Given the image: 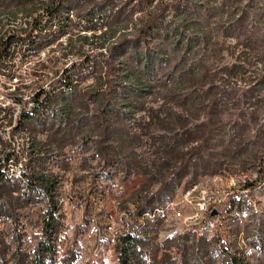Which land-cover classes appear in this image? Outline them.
I'll return each instance as SVG.
<instances>
[{"label":"trees","instance_id":"obj_1","mask_svg":"<svg viewBox=\"0 0 264 264\" xmlns=\"http://www.w3.org/2000/svg\"><path fill=\"white\" fill-rule=\"evenodd\" d=\"M30 1L0 0V20L37 14L0 35V76H17L12 50L19 43L47 57L35 108L17 126L27 137L20 178L6 173L19 165L16 153L0 151V264L77 260L60 248L62 178L75 157L76 171L93 169L87 175L95 197L143 179L129 229L115 236L119 264H264L262 221L248 225L254 236L246 250L196 227L159 240L163 214L182 187L248 165L264 179V0H140L129 7L103 0L81 12L75 0ZM74 17L84 36H74ZM61 43L63 55L75 57L57 69L59 60L46 51ZM244 197L229 205L230 215L242 213Z\"/></svg>","mask_w":264,"mask_h":264},{"label":"rangeland","instance_id":"obj_2","mask_svg":"<svg viewBox=\"0 0 264 264\" xmlns=\"http://www.w3.org/2000/svg\"><path fill=\"white\" fill-rule=\"evenodd\" d=\"M139 1L140 0H120V2L125 3L127 7L134 3H139ZM164 1L167 2L168 0ZM30 2L31 4L36 3L40 6L39 4H41L43 0H32ZM99 2H103V0H75L77 6H80L78 9L79 12L82 10L86 11L92 5H96ZM35 6L37 7V5ZM30 11H33V9L31 8ZM35 18H37V14H34L32 18L28 20L19 17L16 23L9 20L7 21V18L4 20L1 19L0 35L4 34L7 30H13L15 28V30L18 31L22 25L24 27L25 23L33 21ZM72 19L77 26L73 31L74 36H84L86 33L78 27L80 23L79 19L77 17ZM59 28L58 25L55 26L54 31H58ZM76 43L78 45L80 44L78 41H76ZM61 44L60 47L54 46L53 49L46 51V54L50 58L54 57L59 60L56 67H53L57 69H62L68 64H71L75 57L73 53H68L67 56H64L61 50L66 47V43ZM29 50V45L25 43L15 45L12 50L15 54L13 63H15L16 66H20L22 72L26 71L30 73L28 78L24 77V75L22 76L23 84L17 88V94L24 95L27 104L29 102L28 98H30L33 93H37L41 86V72L39 69L41 68L43 60L47 58L43 53L34 55V57L31 58V65L27 66L25 59H17V57L37 53V51L33 52V50ZM18 66L16 67L17 75ZM5 77L6 76L3 75L0 76V78ZM248 88L249 87L245 85H241V89L243 90ZM0 129H5V121H0ZM0 140V151L4 150L3 148H8L9 151L16 153V158L19 161L18 166H8L7 168L9 170H6V173L15 178H20L21 169L28 159L27 155L23 154V146L26 144L27 137L23 135L22 132L16 134L15 137L12 134L10 135L9 132H0ZM79 161L80 157H75L73 160V171L63 175L62 178V194L66 206V222L61 238V252L63 253L67 249L74 251L78 257L74 264H119L115 251V236L116 233L125 232L129 229L130 220L135 214V205H133L132 202L137 199V196L134 194L142 185L143 179L135 178L131 182L117 184L116 189L112 193L105 195L103 198L95 197L92 192H89L92 179L90 175H87V173L93 169H89L85 173L76 171ZM249 166L250 165L244 169L241 167H229L224 170L223 173L215 177L213 176L214 178L205 177L200 180V182H204L201 183L198 190H206L210 197L221 199L220 201H222V206L216 208V210L213 209L210 214H207V216L203 218V221H197L196 223L193 221L188 222L190 219L189 216L196 212V206L194 205L195 203L187 201L188 204H185L183 202L184 194L182 187L172 200V209H169V206H167L166 209L169 210L163 214L166 216L162 231L159 235V240L163 241L167 237L182 235L187 229L196 227L200 234L208 239L220 235L228 244L237 242L240 249H249L250 246L247 237H253L254 233H248L251 232L253 228L248 225L254 224V221H262L264 223V190L252 189L245 192L244 201L246 206L242 213H233L231 215L228 213L230 208L229 205L234 201L235 193L241 194V191L246 190L245 186L249 182L252 183L255 180L257 182L264 180L263 177H258L256 173H253L250 169L248 170ZM56 172H59V170H56ZM60 174L64 173L60 171ZM232 178L240 184L239 191L237 192H230V180ZM260 189H264V186H261ZM178 211H181L183 216L189 218L183 219V216L178 217L176 215ZM214 213H216V215H214ZM237 220L240 221V226L242 227V232L239 235H237V230L235 229L238 224ZM259 239L261 241L263 238L259 237ZM256 254L260 255L261 253L258 251Z\"/></svg>","mask_w":264,"mask_h":264},{"label":"built area","instance_id":"obj_3","mask_svg":"<svg viewBox=\"0 0 264 264\" xmlns=\"http://www.w3.org/2000/svg\"><path fill=\"white\" fill-rule=\"evenodd\" d=\"M36 33V31H35ZM36 54L27 55L24 57H17V59H25L26 65H31V58L34 57ZM16 59V60H17ZM18 66V65H17ZM24 73V74H22ZM27 77L30 75V73H27L26 71H21L20 66H18V75L14 77L9 78H0V121H5V129H0V132H9L10 135L17 134V126L19 124V121L23 117L25 112H29L35 108L34 103V93L30 98H28V104L25 102L26 97L24 95L17 94V88L20 87L23 84L22 76ZM36 94V93H35ZM6 119V120H4ZM5 159L1 158L0 163H4ZM5 172V171H4ZM215 177V176H214ZM213 177V178H214ZM264 181V180H261ZM204 181L194 185L191 188L183 189V202L185 204L195 203L196 206V212H194L190 217L189 221H193L196 223L197 221H203L204 217L207 216V214H210V212L216 210V208L222 206L221 199H216L214 197H210L208 195V191L198 190V187L201 186V183ZM230 192H237L239 191L240 184L235 179L230 180ZM258 190H264L260 189V181L256 183L255 188ZM198 190V191H197ZM249 190H243L241 191V194L235 193L234 199L239 200L242 195L245 196V192ZM233 196V197H234ZM188 201V202H187ZM219 201V202H218ZM173 203V202H172ZM172 203L168 204L169 209H172L173 207ZM176 215L178 217H182L183 214L181 211L176 212ZM186 216H183V219L189 218Z\"/></svg>","mask_w":264,"mask_h":264},{"label":"bare ground","instance_id":"obj_4","mask_svg":"<svg viewBox=\"0 0 264 264\" xmlns=\"http://www.w3.org/2000/svg\"><path fill=\"white\" fill-rule=\"evenodd\" d=\"M3 157V156H2ZM160 213H164V210H161Z\"/></svg>","mask_w":264,"mask_h":264},{"label":"water","instance_id":"obj_5","mask_svg":"<svg viewBox=\"0 0 264 264\" xmlns=\"http://www.w3.org/2000/svg\"><path fill=\"white\" fill-rule=\"evenodd\" d=\"M214 215H216V213H214Z\"/></svg>","mask_w":264,"mask_h":264}]
</instances>
